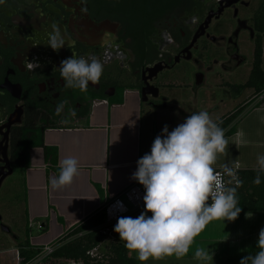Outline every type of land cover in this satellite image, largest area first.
<instances>
[{
  "label": "flooded vegetation",
  "instance_id": "flooded-vegetation-1",
  "mask_svg": "<svg viewBox=\"0 0 264 264\" xmlns=\"http://www.w3.org/2000/svg\"><path fill=\"white\" fill-rule=\"evenodd\" d=\"M263 18L264 0H4L0 178L7 164L17 169L10 157L11 143L30 119L61 125L62 120L87 114L94 102L118 100L126 92L136 94L143 115L158 109L174 112L171 92L190 86L187 79L192 78L196 90L206 75L231 73L246 65L248 48L250 72L257 49L261 59L263 55ZM53 26L66 41L59 51L45 45ZM73 53L93 56L103 65L99 82H89L80 94L65 87L58 70ZM33 59L42 67L29 72L25 63ZM2 225L1 218L0 229Z\"/></svg>",
  "mask_w": 264,
  "mask_h": 264
},
{
  "label": "crops",
  "instance_id": "crops-1",
  "mask_svg": "<svg viewBox=\"0 0 264 264\" xmlns=\"http://www.w3.org/2000/svg\"><path fill=\"white\" fill-rule=\"evenodd\" d=\"M252 112H258L264 125V104L253 107ZM167 116L165 113L152 117L143 115L136 94L126 92L118 100L96 101L87 114L46 129L43 142L56 149V164L45 161L42 148H31L27 152L26 167L17 168V178L22 179L25 190V219L31 228L24 229L22 239H13V251L27 240L30 248L42 250L31 263L38 264L48 256L44 248L51 247L54 251L59 246L57 241L70 228L102 211L105 203L136 181L132 175L137 170V161L144 154H150L152 143L162 134L163 127L167 125L170 132L178 125L175 116ZM179 118L184 120L183 116ZM233 135L241 146L239 133ZM69 156L79 160V176L70 186L54 190L50 180L59 175L60 161ZM215 165L216 169L221 168L220 163ZM245 214L235 221H211L195 238L188 254L180 259L197 260L194 258L197 248L208 249L213 260L225 256L227 261H240L244 256L255 255L259 251V232L264 228V213H252L251 218H246Z\"/></svg>",
  "mask_w": 264,
  "mask_h": 264
},
{
  "label": "clouds",
  "instance_id": "clouds-1",
  "mask_svg": "<svg viewBox=\"0 0 264 264\" xmlns=\"http://www.w3.org/2000/svg\"><path fill=\"white\" fill-rule=\"evenodd\" d=\"M4 0H0L3 3ZM66 41L59 29L53 26L45 45L54 51L64 47ZM42 67L35 59L25 63L29 72ZM65 87L87 91L89 82H99L103 74L102 63L93 56L71 57L60 62L58 68ZM63 104H59V115ZM73 109L71 115L75 116ZM62 123H68L62 120ZM228 147L225 130L212 119L207 111L194 112L185 121L169 132L168 126L154 139L150 154L137 161V170L132 179L145 188L143 197L145 211L138 217L122 216L114 226L125 247L137 253L144 264L150 258L159 260L175 255L181 258L188 254L195 238L211 221H235L242 211L239 207L237 189L243 181L236 167L214 165ZM80 162L69 156L60 161L59 175L50 180L54 190L70 186L79 176ZM253 184H261L264 173V155L257 156ZM225 177H228L225 180ZM232 185V186H230ZM150 212L151 216L147 213ZM251 218L252 213H246ZM259 251L241 258L239 264H264V228L259 232ZM194 258L213 261V254L197 248Z\"/></svg>",
  "mask_w": 264,
  "mask_h": 264
},
{
  "label": "rangeland",
  "instance_id": "rangeland-1",
  "mask_svg": "<svg viewBox=\"0 0 264 264\" xmlns=\"http://www.w3.org/2000/svg\"><path fill=\"white\" fill-rule=\"evenodd\" d=\"M246 65L233 69L231 73L226 74H210L206 75L202 85L195 90L192 85V78L187 79L188 87H180L179 90L171 92L172 101L175 111L158 109L153 115L145 111L146 116H156L165 113V115H173L176 118V123L179 125L194 112L207 111L212 119L216 121L223 114H229L236 108L244 106L245 109L241 115L234 121L233 129L239 133V140L243 143L237 145V139L234 135L225 136L228 140V147L224 154L219 155L217 163L229 164L237 161L242 169L248 167H256L257 156L264 155V125L260 121L258 112H252L253 107H258L264 104V94L255 96L252 90H243L240 94L234 95L229 88L231 86H239L245 83L251 59V50L248 48L245 52ZM262 69L264 71V48L262 55ZM181 83L182 81H178ZM227 85V86H226ZM74 94L84 93L78 88H73ZM262 97V98H261ZM183 116L184 120L179 116ZM168 117V116H167ZM216 163V164H217ZM214 167H217L214 165ZM18 169H14L12 175L8 176L0 190V216L2 223L10 229V235L23 238L26 222V213L23 198L24 185L22 179L17 178ZM31 228V225L28 226ZM10 235H7L0 229V264H14V240ZM106 236L104 246H109L111 242H120L119 234L111 232ZM45 254V253H44ZM136 252L129 250V255L135 257ZM90 257L100 260L101 252L92 251ZM51 264V263H50ZM67 264V263H66ZM74 264V263H68ZM144 264H239V261H227L226 257H222L213 261L192 260L189 258H174V259H149Z\"/></svg>",
  "mask_w": 264,
  "mask_h": 264
},
{
  "label": "trees",
  "instance_id": "trees-1",
  "mask_svg": "<svg viewBox=\"0 0 264 264\" xmlns=\"http://www.w3.org/2000/svg\"><path fill=\"white\" fill-rule=\"evenodd\" d=\"M262 30L264 31V18ZM252 90L255 96L264 94V71L262 69V59L260 50L257 49L254 60L251 64L250 72L244 84L231 86L230 90L234 95L240 94L243 90ZM264 101V98H263ZM244 106H240L229 114L217 119L216 122L225 130V136L235 134L232 123L241 115ZM46 120L35 121L30 119L15 134L11 143L10 157L15 168L26 167L27 152L31 148H42L45 161L52 165L56 164L57 151L44 145L43 133L48 128L58 127ZM254 169H244L239 172V179L243 181L241 187L237 189L239 197V207L242 211L238 217L244 213H264V173L261 174V184H253L256 177ZM104 213L102 211L93 214L88 219L79 222L70 228L66 234L57 241L59 246L38 264H142L136 257L129 255V249L120 242H111L109 246H104L106 236L103 235L99 227L104 223ZM100 251L102 257H90L92 251ZM20 262L19 264H31L40 255V249L30 248L25 240L17 247Z\"/></svg>",
  "mask_w": 264,
  "mask_h": 264
},
{
  "label": "built area",
  "instance_id": "built-area-1",
  "mask_svg": "<svg viewBox=\"0 0 264 264\" xmlns=\"http://www.w3.org/2000/svg\"><path fill=\"white\" fill-rule=\"evenodd\" d=\"M262 98V97H261ZM230 167H236L237 175L241 171V168L238 163L234 164ZM220 170V168H217ZM228 177H225L227 180ZM232 186V185H230ZM145 195V188L138 181L133 182L125 189L121 191V193L110 199L102 208V212L104 213V223L99 227L100 232L103 235H108L114 231V226L117 223L118 218L122 216H130L133 218L138 217L142 212L145 211V205L143 201V197ZM148 216H151V213H147ZM31 225V224H30ZM40 228V226L38 227ZM44 253L49 255L53 252V248L46 247L44 248ZM14 259L12 260L15 264H19L20 258L18 251H14Z\"/></svg>",
  "mask_w": 264,
  "mask_h": 264
},
{
  "label": "water",
  "instance_id": "water-1",
  "mask_svg": "<svg viewBox=\"0 0 264 264\" xmlns=\"http://www.w3.org/2000/svg\"><path fill=\"white\" fill-rule=\"evenodd\" d=\"M197 85L199 84V79L197 80ZM141 95H143V91L141 92ZM12 122L9 121V124L10 125ZM3 155H5V153H3ZM6 171L3 173V175L1 176L0 178V185H1V182L8 176L12 175L13 173V170L12 168L9 166V164H7L5 167ZM1 219V218H0ZM1 230L8 233L9 232V229L6 227V226H1Z\"/></svg>",
  "mask_w": 264,
  "mask_h": 264
}]
</instances>
